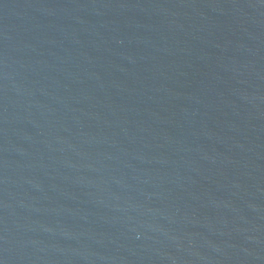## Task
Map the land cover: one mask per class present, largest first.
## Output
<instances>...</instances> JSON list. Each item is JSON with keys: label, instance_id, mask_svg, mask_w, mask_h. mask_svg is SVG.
Segmentation results:
<instances>
[{"label": "water", "instance_id": "water-1", "mask_svg": "<svg viewBox=\"0 0 264 264\" xmlns=\"http://www.w3.org/2000/svg\"><path fill=\"white\" fill-rule=\"evenodd\" d=\"M0 264H264V0H0Z\"/></svg>", "mask_w": 264, "mask_h": 264}]
</instances>
